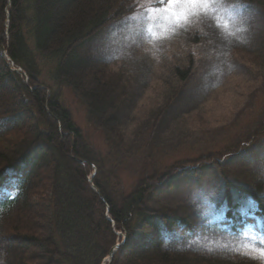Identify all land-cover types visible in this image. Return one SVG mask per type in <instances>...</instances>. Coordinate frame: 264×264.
Masks as SVG:
<instances>
[{"label": "trees", "instance_id": "trees-1", "mask_svg": "<svg viewBox=\"0 0 264 264\" xmlns=\"http://www.w3.org/2000/svg\"><path fill=\"white\" fill-rule=\"evenodd\" d=\"M236 1L264 9V0ZM137 6L136 0H0V189L5 185L8 190L0 192V264H102L117 245L115 231L124 233L126 243L110 264H261L226 250L186 247L185 237L201 227L198 213L188 205L155 209L151 199L161 186L213 168L221 178L217 208L227 222L237 230L252 223L242 218L250 213L264 224V127L249 145L171 164L167 172L144 170L129 194L114 199L99 173L112 151L123 146L122 136L105 135L106 154L96 158L57 91L41 88L38 61L46 64L55 86L69 89L85 104L86 120L95 131L114 128V113L125 95L123 77L114 75L111 89L108 74L107 85L100 86L103 77L88 65L107 70L106 63L82 58L80 50L88 38ZM2 52L23 70L26 83ZM92 71L87 90L82 77ZM14 133L21 136L11 141ZM245 151L250 163L261 165L263 177L254 171L220 174ZM7 242L20 248H8Z\"/></svg>", "mask_w": 264, "mask_h": 264}, {"label": "rangeland", "instance_id": "rangeland-1", "mask_svg": "<svg viewBox=\"0 0 264 264\" xmlns=\"http://www.w3.org/2000/svg\"><path fill=\"white\" fill-rule=\"evenodd\" d=\"M136 1L133 13L88 38L80 50L82 58L106 63L108 71L97 63L88 65L103 77L97 81L100 86L115 88L114 75L123 77L125 95L114 113L115 129L95 131L86 120L85 104L69 89L55 86L47 77L46 64L38 61L41 88L57 91L96 158L106 154L105 135L122 136L123 146L109 152V163L99 173L105 192L114 199L129 194L144 170L167 172L171 164L249 145L264 127L263 8L216 0L214 7L169 10L166 0ZM174 11L182 14L173 15ZM93 72L82 77L87 90L92 88ZM108 74L110 81L105 78ZM12 135L11 141L21 136ZM247 155V151L237 155L219 173L246 176L254 171L263 177L262 164L250 163ZM220 180L213 168H206L196 178L188 174L180 184L161 186L166 190L153 191L150 199L156 202L155 209L188 204L200 211L206 224L186 245L203 251L227 249L253 258L264 250V234H255L250 227L232 234L214 225ZM256 226L262 227L258 221ZM115 234L117 249L126 238L123 232ZM6 245L20 248L16 242ZM116 249L104 264H110ZM254 259L264 264V259Z\"/></svg>", "mask_w": 264, "mask_h": 264}, {"label": "snow or ice", "instance_id": "snow-or-ice-1", "mask_svg": "<svg viewBox=\"0 0 264 264\" xmlns=\"http://www.w3.org/2000/svg\"><path fill=\"white\" fill-rule=\"evenodd\" d=\"M169 10L184 9L190 10L192 8H207L216 6V0H166ZM181 12H173V15L179 16ZM248 254V253H244ZM253 258L264 259V250H259Z\"/></svg>", "mask_w": 264, "mask_h": 264}, {"label": "water", "instance_id": "water-1", "mask_svg": "<svg viewBox=\"0 0 264 264\" xmlns=\"http://www.w3.org/2000/svg\"><path fill=\"white\" fill-rule=\"evenodd\" d=\"M111 255H112V254H111ZM111 255H110V256H111Z\"/></svg>", "mask_w": 264, "mask_h": 264}]
</instances>
